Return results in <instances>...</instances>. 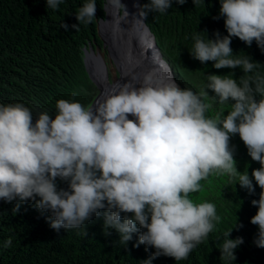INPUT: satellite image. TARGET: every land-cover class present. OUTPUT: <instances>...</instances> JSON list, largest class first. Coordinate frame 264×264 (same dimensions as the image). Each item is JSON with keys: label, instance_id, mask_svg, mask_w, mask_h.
I'll use <instances>...</instances> for the list:
<instances>
[{"label": "clouds", "instance_id": "clouds-1", "mask_svg": "<svg viewBox=\"0 0 264 264\" xmlns=\"http://www.w3.org/2000/svg\"><path fill=\"white\" fill-rule=\"evenodd\" d=\"M63 2L45 0L46 8L53 10ZM174 3L182 6L186 0H148L139 15L146 19L149 13L164 14ZM219 3L215 19L223 18L227 34L217 30L214 39L208 35L205 39L200 32L193 33L189 54L201 64L212 62L217 70L240 68L244 75L239 83L228 75L209 73L198 92L181 88L157 44L175 80L165 82L150 67L142 81L131 75L115 90L102 93L107 86L101 90L91 79L98 92L88 107L59 99L54 115L45 111L35 119L22 103H0V201L14 204L15 213L31 203L48 213L45 219L57 233L102 218L103 232L111 235L115 230L121 244L127 246L137 234L133 247L154 249L141 264H152L161 256L179 262L208 238L221 219L214 203H196L191 193L199 192L201 182L211 175L228 176L250 195L260 188L259 199L251 201L257 212L250 223L258 229L254 245L264 248V76L255 71L259 62L235 56L231 47L232 39L238 38L248 47L255 42L264 53V0ZM104 7L123 10V16L115 18L114 31H119L129 15L126 5L106 0ZM96 12V0H86L75 13L78 23L72 28L91 23ZM90 43L93 49L88 54L98 53L95 40ZM97 44L109 83H114L117 64L109 46ZM149 55L156 58L152 51ZM88 62L94 67L89 58ZM209 96L219 105L231 103L227 115H206L212 107L205 100ZM237 134L251 160L260 165L251 174L237 168L235 147L230 144ZM232 230L224 233L219 248L226 261H235V250L244 243L243 237L229 238ZM11 244L10 237L3 247Z\"/></svg>", "mask_w": 264, "mask_h": 264}, {"label": "trees", "instance_id": "trees-1", "mask_svg": "<svg viewBox=\"0 0 264 264\" xmlns=\"http://www.w3.org/2000/svg\"><path fill=\"white\" fill-rule=\"evenodd\" d=\"M105 1L96 0V18L87 25L79 24L75 30L72 28L78 23L75 13L86 0H64L57 10L46 8L45 0H0V103H22L30 108L34 119L45 111L54 115L59 99L75 100L88 107L98 87L86 70L83 48L94 40L102 44L98 21L105 16ZM147 2L142 0L141 5ZM219 8V0H186L182 6L174 3L166 13H149L146 18L181 88L190 87L198 92L209 73L228 75L238 83L244 75L240 68L217 70L212 62L201 64L189 54L193 33L200 32L205 39L207 35L214 39L217 30L221 35L227 34L223 18L215 19ZM205 30L207 34L202 32ZM231 47L235 56H250L259 62L255 71L264 76V53L255 42L248 47L233 38ZM89 55L94 61L100 55L104 59L103 53ZM73 92L75 97L71 95ZM205 100L212 105L206 113L210 117L220 112L227 115L231 110V103L219 105L210 96ZM230 144L235 147L239 171L248 170L251 174L260 167L251 160L238 134ZM201 183V190L191 196L196 203L216 205L221 219L215 230L186 260L175 262L161 256L152 264H264V248L253 243L257 226L250 223L257 212L251 201L259 199L260 188L257 186L255 194L250 195L228 176L211 175ZM13 207L14 204L0 201V264H141L154 251H145L144 245L133 247L137 234L127 246L119 242L115 230L106 235L102 218L93 217L84 228L61 229L57 233L45 219L48 213H41L31 203L22 205L18 213ZM237 224L243 227L237 230ZM231 230L229 238L243 237L244 243L235 250V261H226L220 258L219 248L224 233ZM10 237L11 247H3Z\"/></svg>", "mask_w": 264, "mask_h": 264}, {"label": "water", "instance_id": "water-1", "mask_svg": "<svg viewBox=\"0 0 264 264\" xmlns=\"http://www.w3.org/2000/svg\"><path fill=\"white\" fill-rule=\"evenodd\" d=\"M141 2L142 0H126L129 15L121 21L119 31H114L115 18L117 16L122 17L123 10H120L119 13L112 8H107L105 9V16L98 21L99 38L104 47L109 46V55L114 59L119 71V76L116 75V81L114 76V83H109L107 65L103 57L100 55L96 61L89 58L88 51L93 49V45L89 42V48L85 46L86 67L91 79L101 87V90L107 86L102 93L111 87L115 90L117 84L124 83L130 79L131 75L138 76L140 74L142 76L150 67H155L157 75L161 76L165 82L172 77L175 80L172 69L162 58L154 34L147 25L146 19L139 15ZM95 44L99 53L101 48L96 41ZM150 51L154 53L156 58L149 55ZM129 55L131 61L128 59ZM88 58L93 62L94 67L88 62ZM127 75L129 76L126 77Z\"/></svg>", "mask_w": 264, "mask_h": 264}, {"label": "bare ground", "instance_id": "bare-ground-1", "mask_svg": "<svg viewBox=\"0 0 264 264\" xmlns=\"http://www.w3.org/2000/svg\"><path fill=\"white\" fill-rule=\"evenodd\" d=\"M122 3H124L125 5H126V0H122ZM100 53H103V52H101V51H99V53H94V52H92V55L93 56H95V55H99ZM90 56V55H89ZM90 58V57H89ZM94 57H92V59H93ZM105 59V58H104ZM152 69H155V67H152ZM129 75H127L126 77H128ZM138 77L140 78L141 76H140V74H138ZM141 79V78H140Z\"/></svg>", "mask_w": 264, "mask_h": 264}, {"label": "rangeland", "instance_id": "rangeland-1", "mask_svg": "<svg viewBox=\"0 0 264 264\" xmlns=\"http://www.w3.org/2000/svg\"><path fill=\"white\" fill-rule=\"evenodd\" d=\"M110 66V65H109Z\"/></svg>", "mask_w": 264, "mask_h": 264}]
</instances>
